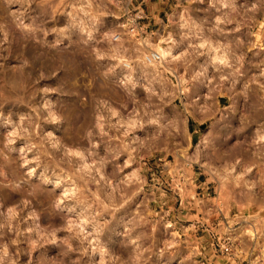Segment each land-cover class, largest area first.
<instances>
[{
  "label": "clouds",
  "instance_id": "1",
  "mask_svg": "<svg viewBox=\"0 0 264 264\" xmlns=\"http://www.w3.org/2000/svg\"><path fill=\"white\" fill-rule=\"evenodd\" d=\"M169 178L264 264V0H0V264H212Z\"/></svg>",
  "mask_w": 264,
  "mask_h": 264
},
{
  "label": "rangeland",
  "instance_id": "2",
  "mask_svg": "<svg viewBox=\"0 0 264 264\" xmlns=\"http://www.w3.org/2000/svg\"><path fill=\"white\" fill-rule=\"evenodd\" d=\"M139 2V0H137ZM155 2V0H153ZM174 2V0H169V3ZM83 100V98H81ZM219 102L221 105L227 104V99L224 97L219 98ZM179 106V102H177ZM208 125L206 123L204 124H198L196 121L191 120L189 122V128L191 130V139L192 143L195 144L199 140V136L197 135V130L199 131H205L207 129ZM164 153H157L156 156L149 161H147L148 167L151 169L150 172L147 173L149 183L152 181V176L155 175L157 177H161V173L163 171L162 161L164 157ZM169 161H172L173 157L169 155L168 157ZM196 172L199 175V179L197 181V184L201 187L197 188V192L200 195H204V188L202 185L206 181V176L201 174L199 172V169H196ZM164 190L169 194L171 199L167 203V205L164 207L163 211L167 212L169 208L174 209V215H179L184 217L185 219H182L180 223L184 225L185 227L196 223L199 219H206L207 223L203 227H199V229L195 232L194 236L195 238H204L205 245L209 251V253L214 252L215 257H209V259H212V264H229V261L227 259H224V253L220 247V238L216 235L215 230L219 228V225L226 221L228 219V216H231L233 219L239 214V209L233 207L231 212L229 213H222L220 215L212 216L211 218H206L201 213L198 216L197 209L196 208H186L183 206L184 203V197L181 195V192L179 189H177L175 192H173V186L171 184V180L169 178V182L165 184ZM208 194L215 199L216 198V190L214 185L208 186ZM50 199L49 194L46 192L44 197V206L47 207L48 200ZM151 209L155 210L156 212H160L161 208L160 205L157 203H152L150 205ZM258 211V209L254 210ZM244 215H248L247 212L244 213ZM261 215H264V213H261ZM209 225H211V229H209ZM207 229V230H206ZM211 231V235L209 232ZM113 241H117L119 238L117 236L112 237ZM219 258V259H217ZM202 262V264H208V261L205 260L203 257L199 258Z\"/></svg>",
  "mask_w": 264,
  "mask_h": 264
}]
</instances>
